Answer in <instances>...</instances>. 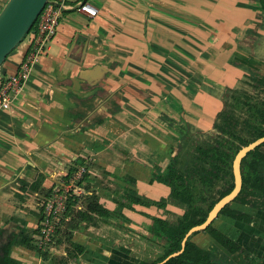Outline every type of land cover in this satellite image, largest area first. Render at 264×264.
I'll list each match as a JSON object with an SVG mask.
<instances>
[{
    "label": "crops",
    "instance_id": "obj_1",
    "mask_svg": "<svg viewBox=\"0 0 264 264\" xmlns=\"http://www.w3.org/2000/svg\"><path fill=\"white\" fill-rule=\"evenodd\" d=\"M6 1L0 0V8ZM81 3L95 8L96 16L80 11ZM59 9L57 32L32 67L23 93L10 110H0V229L34 230L41 194L28 186L50 189L58 175L64 181L84 168L78 180L85 174L84 181H93L91 190L124 239L159 254L153 244L165 241L148 228L153 217L174 212L170 205L156 204L171 191L164 181L170 158L185 142L197 144L198 137L213 133L214 120L224 115L225 90L241 84L264 89L261 5L257 0H64ZM31 37L0 65V81L16 70ZM108 100L115 109H108ZM216 134L222 139L215 143H224ZM174 135L184 139L177 142ZM225 179L216 183L225 181L226 187ZM263 179L264 161L257 160L249 187ZM128 190L152 204L134 202ZM85 192L90 195V188ZM117 201L125 204L122 217L113 213ZM223 209L190 239L187 259L195 263L208 253L227 264H264V209L238 202ZM88 220L78 224L87 231L71 236L83 251L70 247L66 264L146 260L121 250L126 246L119 241L90 234ZM32 251L14 245L10 256L27 264ZM63 255L66 251L56 258Z\"/></svg>",
    "mask_w": 264,
    "mask_h": 264
},
{
    "label": "trees",
    "instance_id": "obj_2",
    "mask_svg": "<svg viewBox=\"0 0 264 264\" xmlns=\"http://www.w3.org/2000/svg\"><path fill=\"white\" fill-rule=\"evenodd\" d=\"M257 1L260 3L264 13V0ZM259 79L261 82V78ZM236 92L237 91L235 90L227 89L221 94V98L224 103V113L229 109L227 98H230V96L232 97L234 95V100H237L235 96ZM257 104L259 107L256 109V111L250 113L249 116H247L248 118L246 117L244 119L245 123L252 130H256L254 135L247 134L243 130V126L239 129L235 126V124L233 125L232 123H228L227 116L223 115H218L216 117L212 125L213 128L219 134L228 137L230 136L232 139L237 140L240 146H245L255 139L264 136V101L258 102ZM106 105L110 110L116 108V104L111 100H108ZM90 106H93V102L91 101ZM255 107L256 105L253 103V105H250L248 108L254 109ZM254 123L256 125H253ZM176 138L177 142H180L184 139L181 137ZM227 143L217 141V143L212 144V146L207 148L202 147V149L197 146L196 151H198L201 156L198 158H203L200 161L203 166L200 164L198 165V168L200 169L199 171L195 167L180 164L177 158L179 150L176 151L177 156L175 154L170 158L169 164L164 171V181L166 180L171 189L167 199L175 203L186 204L187 208L184 213L181 216L176 217L175 220L162 219L159 217L152 218V224L148 228L149 232H151L156 237L164 239L169 246L162 256H155L148 260L140 259L139 264H227L223 260L212 257V255L208 253H202L195 263L189 261L186 257V254L188 247L191 245L190 238L185 241L183 248L181 247L182 239L184 238L187 231L191 227L202 223L213 205L223 196L228 194L233 188V159L232 156L231 158L229 157L230 153H228L226 150V147L229 148ZM239 149L240 148H237L234 151V154H236ZM257 160L264 161V143L247 153L241 160L240 171L242 177V186L240 192L232 202H238L247 204L248 206L254 208L264 209V179L254 188L249 187L251 174L254 169V164ZM226 176L229 178L228 185L220 189L217 188L218 184L215 182V179H225ZM64 179V181L68 182L70 178L66 176ZM84 179H86L85 174L83 181L82 179L78 180L75 182V184L79 187H82L84 191L85 189L90 188L91 194L76 196L69 192L67 194L63 216H70L71 220L65 222V218L61 217V219H59V221L55 224V228L52 233V238L55 243H60V240L56 239L57 237L63 238L62 240H65L70 247L75 248L78 253L83 251V247L76 244L72 240V228L77 227L80 221H87L89 213L90 218L93 214H108V211L98 203V195L96 192L91 190L93 181L90 179L89 183L86 181L87 179L85 181ZM193 180L201 185L202 189L190 191V186ZM18 181L24 182L25 180L23 181L22 179H19ZM98 183L103 186L102 182ZM20 187L22 190H25L24 186ZM28 188H30L32 192H39L41 194V199L46 201L50 197L52 187L50 189H44L39 187V185L36 183H31ZM216 189L219 190L216 191ZM215 193L218 194L217 197H212V195ZM127 195L134 202L145 205L152 204V201L142 196H138L134 190H128ZM82 199L84 200V203H86L84 206V211L76 210L75 207ZM166 201L163 200L162 203L157 202L156 204L157 206H162V204H164ZM116 203L121 206L125 205L124 203L118 201ZM35 214L39 220L42 219V208L38 212H35ZM63 226L65 227L63 228ZM195 233L197 232H194L193 234ZM38 234V225L34 230H29L27 228L14 225H7L1 228L0 259H2L4 264H19L18 261L13 259L9 254L11 247L14 245L38 251L40 254L44 255L45 253L42 252L38 247L37 239L35 238V236ZM46 246H50V244L48 243ZM120 249L124 252H129L127 249ZM72 254L73 252H71L70 249H67L65 256L56 258L54 261H51L50 264H66L67 260L72 256Z\"/></svg>",
    "mask_w": 264,
    "mask_h": 264
},
{
    "label": "rangeland",
    "instance_id": "obj_3",
    "mask_svg": "<svg viewBox=\"0 0 264 264\" xmlns=\"http://www.w3.org/2000/svg\"><path fill=\"white\" fill-rule=\"evenodd\" d=\"M32 28L33 27H31V29L25 35L24 39L31 37ZM255 77H253V78H255ZM256 78L258 80L257 82L259 83L260 79L258 77H256ZM249 79L251 80L250 77H249ZM249 83L251 84V82H249ZM232 90L237 91L236 94L234 93L237 100H234L235 99L234 95L232 97L230 96V98H227V101L229 103L228 104L229 109L224 113L223 116H227L228 123H232L233 125L235 124V126L237 128H239V129L243 126V130L247 134L254 135V132L256 133V130L255 131L252 130L245 123L244 119L247 116H249L250 113L256 111V109L259 107V105L257 104L258 102H263L264 101V93L262 91L264 89H262V90L259 89V88L257 89V87L252 88V86H249V84H247V87H244V85L241 84L240 86H238V87H236L235 89H232ZM253 103L256 105V107L254 109L253 108L249 109L248 107L250 105H253ZM253 125H256V124L254 123ZM212 129H214L213 126H212ZM216 133H217V131L214 129L213 133H210V135L208 137H206V138H205L204 135H201L200 137H198L199 140L197 141V144L195 143V141H196L195 139H194L195 140L194 142L191 139H190L191 140L190 142H188V143L185 142V144H183L181 150H179L178 156L176 155L178 157V160H179L180 164H183L185 166L195 167V168L199 169L198 168V164H200V161L198 160L199 159L198 157H201V156H200L199 152L196 151L197 150L196 147L199 146L202 149V147L204 146V147L207 148L209 146H212V144L215 143V138H217L218 140L222 139ZM212 134L214 135V137L211 136ZM222 136H223V139L225 138L224 139L225 143L228 142L227 146L229 148L226 147V150L228 151V153H230L229 157L231 158V156H232V159H233L234 155H235L234 151L237 148H241L242 146H240V144H239V142L237 140L232 139V137H230V136L228 137V136H224V135H222ZM174 138H176V135H174ZM191 138H195V137H191ZM196 139H197V137H196ZM221 141H223V140H221ZM200 159H203V158H200ZM200 165H202V164H200ZM58 176L57 177L55 176L56 177V184H59V182L61 181V178H62V177H60L58 179ZM52 177H54V176H52ZM55 177H54V179H55ZM221 180H222V178H220L219 181H221ZM225 181H226V179H225ZM225 181L223 183H219V184L217 183L218 184L217 188H219V189L222 188L226 184ZM228 181H229V178L227 176V182ZM215 182H216V179H215ZM53 184H55V183H52V185ZM52 188H54V185L52 186ZM190 189H191L190 191H195V190L197 191V190H200L202 188H201V185H199L198 183H196L195 180H193L192 184L190 186ZM219 189H216V191H218ZM217 195L218 194L215 193L214 195H212V197H217ZM36 197H39V196H36ZM163 200H165V201L167 200V201L164 204H162V207L165 206V205H170L172 207V209L174 208V212L171 211L169 213H166V216H165L164 219L175 220L176 217L181 216L184 213V211L186 210V208H187L186 204L175 203L173 201L168 200L167 198L160 199L158 201V203H162ZM35 202L39 205L40 202L43 203L45 201H43L42 199L37 200V198H36ZM25 203H30V204H28L29 206L32 204L31 200L25 201ZM37 204H35V206L31 205L32 208L37 209L38 208ZM85 205H86V203H84V200L82 199L80 201V203H78L75 208H76V210L84 211V206ZM121 207H122L121 205H118L116 203V206H115V208L113 210V213L115 215H118L119 217H122L121 214H119L120 213L119 211H120ZM16 212L20 213L21 210L16 208ZM63 215H64V210H63V212L61 213L60 216L63 218L64 217ZM103 215L101 216V214H93L91 216V218H89L90 224H92V226L90 225V227L92 228V229H90L91 230L90 234H92V235H94L96 237H100V238H102L104 240H107L108 242H111V243L113 241L114 242L115 241H117V242L119 241V243L122 246L123 245L126 246L127 250L130 249L132 252H134V254L138 255L141 258H145L147 260L151 259V258H153L155 256H162L164 254L165 250H167L169 245L167 244V242H163V241H158V244H153L155 248L157 247L159 249V254H154V253H156V251H154L153 247L150 246V245H148L149 247L147 246L146 248H144V247H140V246L136 245L135 242L131 243V241H129V239L125 240L124 237H123L124 231L120 230L115 224H113V222H114L113 216L111 217V215H108V214H106V215L103 214ZM64 218H65V222L71 220L70 216H65ZM116 219H118V218H116ZM80 222H82V221H80ZM61 227H62V225H61ZM64 227L65 226H63V228ZM207 228H209V227H207ZM206 229H204V230H206ZM74 231L83 233L84 231H87V230H83L82 227H80V226L78 227L77 226V227H73L72 228L71 234H73ZM95 231H96V233H95ZM203 231L202 230L200 232L197 231V233H195V234L192 233L189 236V238L192 240L193 238H195V236H198ZM56 239L60 240V244L59 243H55L53 245L51 244L50 246H44L43 248H41V251L45 253L44 255L40 254L38 251H34L33 250L32 253H30L31 254L30 259H28L29 258L28 256H30L29 254H27L28 252L27 253L19 252L17 254V256H20V257L22 256V258L26 257V259H28V260H26L27 264H50L51 261L55 260L56 255H61L62 253H64V251H66V253H67V249H69V247H70L69 244L65 240H62L63 238H58L57 237ZM126 248H124V249H126ZM72 250H74V249H72ZM130 250H129V252H130ZM0 264H4L2 259H0Z\"/></svg>",
    "mask_w": 264,
    "mask_h": 264
},
{
    "label": "built area",
    "instance_id": "obj_4",
    "mask_svg": "<svg viewBox=\"0 0 264 264\" xmlns=\"http://www.w3.org/2000/svg\"><path fill=\"white\" fill-rule=\"evenodd\" d=\"M64 0H47L43 9L39 13L33 24L28 50L24 58L18 64L16 70L0 81V110H10L23 93L24 84L43 53L47 43L55 36L60 17L59 6ZM79 10L93 18L96 10L87 3H81ZM85 172L80 168L68 182L60 181L51 189L50 197L45 202H40L42 208V219L38 220L39 234L35 236L38 247L41 249L48 243L55 244L52 233L55 224L61 219V213L65 209L67 194L71 192L76 196L85 195L83 188L77 186L75 182L82 177ZM57 221V222H56Z\"/></svg>",
    "mask_w": 264,
    "mask_h": 264
},
{
    "label": "water",
    "instance_id": "obj_5",
    "mask_svg": "<svg viewBox=\"0 0 264 264\" xmlns=\"http://www.w3.org/2000/svg\"><path fill=\"white\" fill-rule=\"evenodd\" d=\"M47 0H7L0 9V65L8 54L24 39L25 35L35 23L39 13ZM264 143L261 136L249 144L242 146L232 161L233 188L219 199L208 212L205 220L191 227L181 242L183 248L186 239L194 232L209 227L219 212L231 203L241 190L242 177L240 171L241 160L257 146ZM176 254V253H175ZM173 254V255H175Z\"/></svg>",
    "mask_w": 264,
    "mask_h": 264
},
{
    "label": "flooded vegetation",
    "instance_id": "obj_6",
    "mask_svg": "<svg viewBox=\"0 0 264 264\" xmlns=\"http://www.w3.org/2000/svg\"><path fill=\"white\" fill-rule=\"evenodd\" d=\"M226 206H228V205H226ZM226 206H225V207H226ZM221 211H222V210H221ZM219 213H220V212H219ZM212 222H213V221H212ZM188 238H189V237H188ZM188 238H187V239H188ZM187 239H186V240H187Z\"/></svg>",
    "mask_w": 264,
    "mask_h": 264
}]
</instances>
